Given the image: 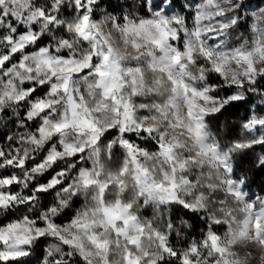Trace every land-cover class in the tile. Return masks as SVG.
Instances as JSON below:
<instances>
[{"label": "snow or ice", "instance_id": "1", "mask_svg": "<svg viewBox=\"0 0 264 264\" xmlns=\"http://www.w3.org/2000/svg\"><path fill=\"white\" fill-rule=\"evenodd\" d=\"M102 2L0 0V264H264V0Z\"/></svg>", "mask_w": 264, "mask_h": 264}, {"label": "trees", "instance_id": "2", "mask_svg": "<svg viewBox=\"0 0 264 264\" xmlns=\"http://www.w3.org/2000/svg\"><path fill=\"white\" fill-rule=\"evenodd\" d=\"M251 2L253 4H255L258 2V0H251ZM130 3H131V0H103V2L100 5V9L97 11L96 19H101L105 12H110L116 16H120L124 13H127L129 10L128 6ZM179 3H186V0H179ZM114 6H118V7H114ZM260 6L264 7V4H262ZM68 11H71V9H68ZM174 11H179V9L176 8V9H174ZM187 11H188V7L185 8V12H187ZM248 11H251V10H246V13ZM142 14L143 13H140V12L136 13V15H138V16L142 15ZM242 35H244V34H243V31L241 30V32L238 33V36H242ZM252 108L255 109V103H253ZM243 117H244L243 111L235 113V114L231 115L230 117H228L227 125H234L238 128L240 123L242 122ZM227 125L225 123V120L222 121V124H221V131L222 132L227 131V129H228ZM197 172H198V170H197ZM194 174H196V173H194ZM253 193H255V195H264V193H262L258 187L253 191ZM145 213H147V214H145ZM139 214L142 217L152 219L154 221V223H156V225L158 227H160L162 230L165 229L166 222L168 219H170V217L167 214H165L163 219H161L158 214H153V211L151 209H141ZM201 218L203 219V217H201ZM183 221H184L183 225H186L188 223L186 220H183ZM7 222L8 221H5V223H7ZM179 223L181 224V220L179 221ZM206 230H207L206 227L199 229L196 235H194V236H186L185 235L184 239L187 240V243H190L191 241H194V240H200V239H202V234L204 232H206ZM187 231H190V229H186V232ZM174 236H175L174 234L170 236V240H171L172 244L177 248V250L184 248L187 243H179L180 238H177V242L173 243V237ZM169 264H179V262L174 261V260H170Z\"/></svg>", "mask_w": 264, "mask_h": 264}, {"label": "clouds", "instance_id": "3", "mask_svg": "<svg viewBox=\"0 0 264 264\" xmlns=\"http://www.w3.org/2000/svg\"><path fill=\"white\" fill-rule=\"evenodd\" d=\"M114 7H118V6H114ZM233 111L238 113L242 110H233ZM224 120H225L224 117H218L215 119H211L209 121V127H210V130L214 134L217 135V138L222 143H227V140L229 139L227 135L228 129L225 132L221 131V124H222V121ZM134 139L136 140V142L140 143L142 142L143 138L134 137ZM144 145L145 147H153V145L147 144V143H145ZM257 187L260 189V187L256 183H253L250 187L251 192H253ZM79 204H80V201H76L73 207H76ZM201 217H202V214H192L180 207H175L173 211L170 213V218L175 222L176 230L178 231L179 234L173 237V243L177 242V238H180L179 243H187V240L184 239L185 235L194 236L197 234L199 229L205 228L207 225V221L205 219H202ZM180 220H186L188 223L186 225H182L179 223ZM186 229H190V231L186 232ZM32 264H38L35 258L32 260Z\"/></svg>", "mask_w": 264, "mask_h": 264}]
</instances>
